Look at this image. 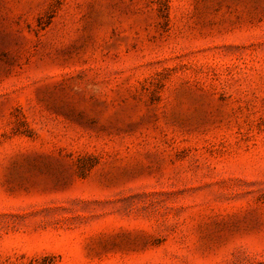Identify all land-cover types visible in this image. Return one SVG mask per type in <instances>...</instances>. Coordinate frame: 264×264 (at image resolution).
<instances>
[{"label": "rangeland", "instance_id": "obj_1", "mask_svg": "<svg viewBox=\"0 0 264 264\" xmlns=\"http://www.w3.org/2000/svg\"><path fill=\"white\" fill-rule=\"evenodd\" d=\"M0 264H264V0H0Z\"/></svg>", "mask_w": 264, "mask_h": 264}]
</instances>
